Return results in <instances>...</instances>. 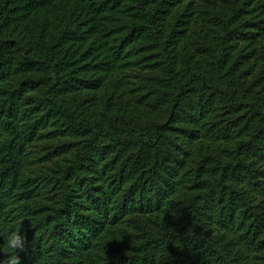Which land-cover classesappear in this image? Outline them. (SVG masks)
<instances>
[{
    "label": "trees",
    "instance_id": "16d2710c",
    "mask_svg": "<svg viewBox=\"0 0 264 264\" xmlns=\"http://www.w3.org/2000/svg\"><path fill=\"white\" fill-rule=\"evenodd\" d=\"M264 264V0H0V260Z\"/></svg>",
    "mask_w": 264,
    "mask_h": 264
},
{
    "label": "clouds",
    "instance_id": "9594fccd",
    "mask_svg": "<svg viewBox=\"0 0 264 264\" xmlns=\"http://www.w3.org/2000/svg\"><path fill=\"white\" fill-rule=\"evenodd\" d=\"M8 247L13 250V254L0 260V264H21L20 253L25 250V239L17 233H12L8 237Z\"/></svg>",
    "mask_w": 264,
    "mask_h": 264
}]
</instances>
